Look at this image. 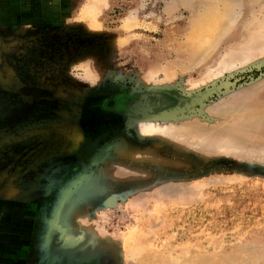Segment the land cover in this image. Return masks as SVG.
Returning <instances> with one entry per match:
<instances>
[{
	"label": "rangeland",
	"instance_id": "374dc122",
	"mask_svg": "<svg viewBox=\"0 0 264 264\" xmlns=\"http://www.w3.org/2000/svg\"><path fill=\"white\" fill-rule=\"evenodd\" d=\"M95 1L0 0V264H264V0Z\"/></svg>",
	"mask_w": 264,
	"mask_h": 264
},
{
	"label": "bare ground",
	"instance_id": "6f19581e",
	"mask_svg": "<svg viewBox=\"0 0 264 264\" xmlns=\"http://www.w3.org/2000/svg\"><path fill=\"white\" fill-rule=\"evenodd\" d=\"M99 2H101V1L96 0L94 2V3H97V4H95V7H96V5L98 7V4H100ZM220 3H222L224 5L223 11H221L222 8H221V10L218 9L219 6H217V4L212 3L208 7L207 11L202 16H198V17L196 16V18H194L192 20L190 28L185 32L186 45H185V48H183V49H185L186 51H188L189 53L194 54V55L195 54L197 55L198 53H201V52L210 51L212 49L213 45L215 44L214 41H215V38H216L218 32L220 33L221 28L223 27L224 23L226 22L227 15H228L227 13L230 12L229 11L230 8L228 9L223 2H220ZM92 6H94V5H92ZM89 8L87 9V11H85L84 15L85 14L94 15L92 10H90ZM92 9H94V8H92ZM263 10H264V8H260L257 12L259 14H261L263 12ZM231 15H232V13H230L229 16H231ZM231 18L233 19V17H231ZM93 20H92V22H93ZM262 30H264V14L263 13H262V18L260 20L257 19L254 22L253 21L249 22L248 28L245 29L244 32L242 33V37H241L242 46L245 49H249V51H251L252 56L248 55V57H246L244 55L242 58H238L237 56L232 55L231 58H229L227 61H225V63L222 62L223 64L220 67L216 68V72L212 76V78L216 79L218 76H220L222 74L223 71L231 70V69L237 67L238 65H244L249 60H251L252 57L261 54L260 50L263 47H261V45H259V44L263 39ZM254 44L259 48V52L255 53V54L252 53L253 52L252 48H256V46L253 47ZM204 54H206V53H204ZM212 78H210V79L213 80ZM205 79L207 80L209 78L206 77ZM145 95H147V97L149 96V94H147V93H140V96L138 98L132 100L130 102V104L126 106V112L125 113L131 117L136 116V117H141V118H147L151 115H154L155 114V111H154L155 108L154 107L148 108V109L146 108V110L140 111V110H143V106L140 105L141 101H142V99H140V98H142V97L144 98ZM139 99L141 101H139ZM156 101H154V103ZM137 102L140 104H137ZM146 102L147 101H145V103ZM151 102H152V99H151ZM142 103H144V101ZM147 105H145V106H147ZM156 105L159 106V104H156ZM151 106H154V104H152ZM142 126H143L142 134H143V132H144V134H145V132L148 134H150L151 132L152 133L155 132L154 127H151V125H149V124H147L145 126L142 125ZM76 139H78L77 136L75 137V141H76Z\"/></svg>",
	"mask_w": 264,
	"mask_h": 264
},
{
	"label": "crops",
	"instance_id": "0c3cea01",
	"mask_svg": "<svg viewBox=\"0 0 264 264\" xmlns=\"http://www.w3.org/2000/svg\"><path fill=\"white\" fill-rule=\"evenodd\" d=\"M3 1H5V0H3ZM19 2H20V0H14V3L19 4Z\"/></svg>",
	"mask_w": 264,
	"mask_h": 264
},
{
	"label": "water",
	"instance_id": "95a60500",
	"mask_svg": "<svg viewBox=\"0 0 264 264\" xmlns=\"http://www.w3.org/2000/svg\"><path fill=\"white\" fill-rule=\"evenodd\" d=\"M161 115V114H160Z\"/></svg>",
	"mask_w": 264,
	"mask_h": 264
}]
</instances>
